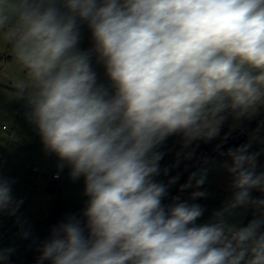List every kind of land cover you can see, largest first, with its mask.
Here are the masks:
<instances>
[{"label": "clouds", "instance_id": "obj_1", "mask_svg": "<svg viewBox=\"0 0 264 264\" xmlns=\"http://www.w3.org/2000/svg\"><path fill=\"white\" fill-rule=\"evenodd\" d=\"M82 23L91 51L78 48ZM0 34L25 70L17 95L45 153L83 178L88 198L52 227L37 264H264V199L252 196L264 172L247 145L229 150L232 194L207 223H196L198 203H163L178 176L155 179L169 137L210 141L226 113L264 107V0H0ZM93 52L112 93L97 84ZM14 182L0 177V214L22 203ZM204 182L192 173L180 191ZM248 205L257 214L245 226L227 222Z\"/></svg>", "mask_w": 264, "mask_h": 264}, {"label": "rangeland", "instance_id": "obj_2", "mask_svg": "<svg viewBox=\"0 0 264 264\" xmlns=\"http://www.w3.org/2000/svg\"><path fill=\"white\" fill-rule=\"evenodd\" d=\"M94 46L91 31L87 27L86 23H82L80 26V41L78 48L81 51H91ZM0 59L4 60L5 66H0V124L5 125L8 123L13 133L16 131L18 139L27 141L26 146L18 149L20 161L23 164L24 170H26L25 179H16V182L24 186V201L30 202L28 205V216L33 217L47 213L48 207L52 196L48 193V184L54 173L58 172L63 176L64 180L68 182V190L64 192L70 193L76 200L86 206L87 197L84 195L83 178L78 181H73L70 178V170L65 167L63 171H60L57 167L58 159L54 155L46 154L39 136L38 145H36L35 139L38 136V130L35 125L30 122L27 117L29 111L26 100L17 95V83L26 78L25 70L19 64L14 57L10 45H8L0 34ZM91 66L97 76V84L103 85L110 93L114 92L111 86L105 67L102 62L98 61L96 54L93 52L91 55ZM23 112L20 116V112ZM227 119L225 122H237L233 115L226 113ZM243 120H260L264 124V107L259 108L258 112L250 118H241ZM239 120V121H240ZM259 124V127L261 126ZM8 124L6 126H8ZM261 128V127H260ZM0 135V147L4 150V155L7 160V143L5 145V132ZM4 136V137H3ZM222 127L217 137L210 141H196L189 147L185 148L182 138L180 136L169 137L162 145L157 149L163 153V159L160 161L161 175L155 179L157 181L168 183V180L173 176H178L179 179L175 185L169 187V193H178V189L183 185V181H188V174L203 173L205 176V182L200 189L195 187L182 191L184 201L189 203H198L205 208V212L201 218L197 220V224L207 223L213 216V213L222 208L224 202L230 198L232 194L231 182L232 177L228 173L225 163H231V157L228 155L220 161H198L199 156L191 154V150L198 144L210 145L219 142L222 139ZM256 149L259 164H256V172H264V139L253 138L252 152ZM17 150V149H16ZM37 150V156L35 155ZM5 164V162H4ZM168 168L167 175L163 174V169ZM67 172V173H66ZM63 180V181H64ZM62 181V183H63ZM185 182V183H186ZM184 183V184H185ZM194 183V182H193ZM60 188H61V184ZM31 188H35L33 191ZM17 191V190H16ZM13 189V196L17 200V192ZM193 191H205L207 195L203 198L193 201L191 199V193ZM60 195V189H59ZM254 199H264V192L254 191L252 193ZM22 205H26V202H22ZM45 211V212H44ZM43 212V213H40ZM257 214V209L254 206H242L234 209L230 215L226 216V220L229 224L237 226H245L254 216ZM34 221V220H32ZM37 220H35L36 222ZM35 222L31 226H35ZM29 223L31 221L29 220ZM4 223L1 224L0 229L3 228ZM31 228V227H30ZM4 229V228H3ZM5 236H6V230ZM9 233V232H8ZM7 237V236H6ZM4 239L3 233L0 235V240ZM44 242V241H43ZM41 242L37 250H41ZM23 246L30 250H33V246L30 242L23 241ZM1 245V244H0Z\"/></svg>", "mask_w": 264, "mask_h": 264}, {"label": "crops", "instance_id": "obj_3", "mask_svg": "<svg viewBox=\"0 0 264 264\" xmlns=\"http://www.w3.org/2000/svg\"><path fill=\"white\" fill-rule=\"evenodd\" d=\"M22 114H23V112L21 111L20 116H22ZM7 124L8 123L5 122V125H7ZM9 126L10 125L8 124V130L4 131L5 137L3 136L5 138V145L7 143L6 149L8 151V154H7V160L5 159V164L3 166L1 177L8 178V179L15 181L12 187L15 191L17 190L16 191L18 194L17 195V201L26 202V205H22V203H21L16 214L13 216H9L6 213L0 214V226L2 223H4L2 226L4 229L3 228H1V229L6 230V236H7V237L5 236V231H2L0 229V235H1V233H3V235H4V239L2 238L0 240V244H1L0 250H3V249H10L11 250L8 254L7 260L6 261H0V264H25L27 262V260L31 257V255L35 249H34V246L32 245L33 250L30 252L29 249H27L25 246H23L24 245L23 241L29 242L28 237H29L31 230L33 228H35L37 223L48 214L50 207H48L47 213L42 214V216H40V217H38L39 215H37L35 217H33L32 215L28 216V205L30 204V202L24 201L25 200L24 199V193H23L24 186L21 185L20 183L16 182V179L23 180L26 178L25 177L26 170H24L23 164L20 161L18 149L25 147L27 141L18 139V137H17L18 133L16 131L13 133V131H11L12 128H10ZM1 133L2 132H0V135H1ZM32 141H35L36 145H38L39 134H38V136L35 137V139H32L31 142ZM35 155L37 156V150H36ZM54 174H59V173L56 172ZM52 176H50L49 178H52ZM64 179H63V176L60 175V179L57 181V185L60 189V197L67 200V201L81 205L82 207H85L83 204L80 203V201L76 200L74 196L69 195L70 193L64 192L65 189H66V191L68 190V182H67V180H64ZM62 181H63V183H62ZM59 184H61V188H60ZM31 189L33 191L35 190V188H31ZM59 189H58V191H59ZM171 194H173V193H169L168 196L163 200V202ZM50 204H51V202H50ZM19 212L23 214L25 224H24L20 234L18 236H14L13 233L15 230V218H16L17 213H19ZM40 213H43V212H40ZM29 220L31 221V223H29ZM32 220H34V221H32ZM35 220H37V221L35 222ZM33 222H35L34 223L35 226L32 227L31 224Z\"/></svg>", "mask_w": 264, "mask_h": 264}, {"label": "trees", "instance_id": "obj_4", "mask_svg": "<svg viewBox=\"0 0 264 264\" xmlns=\"http://www.w3.org/2000/svg\"><path fill=\"white\" fill-rule=\"evenodd\" d=\"M260 123V120H238L237 122H225L222 126L223 137L219 142L210 145L201 144L200 146H196L194 149L191 150V154L198 155V161H208L207 155L221 148L225 141L235 131L240 129L249 135V139L242 143L239 148L247 145L248 152L253 153V138L264 139V124L261 123L260 128ZM237 149H234L232 151H235ZM256 149L257 148L255 147L253 151H255L254 153L257 154ZM226 156H228V154L223 156L222 159ZM220 160H214L209 162H216ZM256 164H259L258 156L256 157ZM185 182L186 181H183V184ZM58 189V185L56 189L51 188L48 185L47 191L52 196L50 208L48 214L37 223L36 227L33 228L29 234L28 241L34 246L35 250L25 264H37L38 258L41 255V250L37 249L39 248L41 242L46 241L49 238L53 226L63 221L69 214H76L79 216L82 213V210L84 209V207H82L81 205L75 204L73 202L61 198ZM178 193L182 194V191H180V187L178 189ZM45 264H47V262H45Z\"/></svg>", "mask_w": 264, "mask_h": 264}, {"label": "built area", "instance_id": "obj_5", "mask_svg": "<svg viewBox=\"0 0 264 264\" xmlns=\"http://www.w3.org/2000/svg\"><path fill=\"white\" fill-rule=\"evenodd\" d=\"M0 66L4 67L5 66V62L4 60L1 61L0 60ZM230 115H232L231 113H229ZM8 130V126L6 125H1L0 124V131H7ZM201 144H198L197 146H200ZM5 155H4V150L2 147H0V177L2 176V170H3V166H4V162H5ZM190 174H188V177H189ZM60 179V175L59 174H54L52 176V178L49 180V186L51 188H55L57 187V181ZM173 197H179L181 200L184 201V197L182 196V194L180 193H173L171 194L163 203L165 205H168L170 203H173L174 200H173ZM25 224V220L23 218V214L22 213H17L16 215V218H15V230H14V233L13 235L14 236H18L23 228Z\"/></svg>", "mask_w": 264, "mask_h": 264}, {"label": "water", "instance_id": "obj_6", "mask_svg": "<svg viewBox=\"0 0 264 264\" xmlns=\"http://www.w3.org/2000/svg\"><path fill=\"white\" fill-rule=\"evenodd\" d=\"M249 139V135L243 130L235 131L219 148L217 151H214L207 155L208 161L220 160L223 156L228 154L229 150H234L239 148V146Z\"/></svg>", "mask_w": 264, "mask_h": 264}]
</instances>
